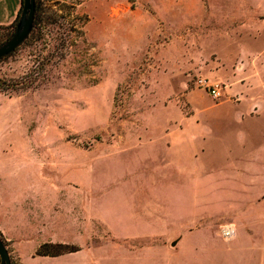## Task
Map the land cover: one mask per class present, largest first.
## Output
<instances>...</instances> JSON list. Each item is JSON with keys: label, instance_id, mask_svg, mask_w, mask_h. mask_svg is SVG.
<instances>
[{"label": "rangeland", "instance_id": "1", "mask_svg": "<svg viewBox=\"0 0 264 264\" xmlns=\"http://www.w3.org/2000/svg\"><path fill=\"white\" fill-rule=\"evenodd\" d=\"M45 1L78 18L72 32L46 26L0 61V79L44 78L13 98L25 165L45 152L46 180L60 176L66 200L77 194L79 225L88 201L89 227L68 246L87 245L92 264H264V211L251 206L264 198V156L243 154L244 129L216 106L226 95L196 85L219 65L244 66L247 44L260 50L264 14L250 10L261 0ZM197 112L198 124L185 121ZM253 146L264 151V139Z\"/></svg>", "mask_w": 264, "mask_h": 264}, {"label": "crops", "instance_id": "2", "mask_svg": "<svg viewBox=\"0 0 264 264\" xmlns=\"http://www.w3.org/2000/svg\"><path fill=\"white\" fill-rule=\"evenodd\" d=\"M21 8V0H0V26L12 25ZM250 12L264 14V0H261L260 9H251ZM252 40L256 39L253 37ZM260 40L259 51L257 46L253 50L247 44L244 66L234 68L219 65L215 72L202 78L211 84L225 86L226 99L216 106L221 109L228 105V115L224 118L230 116L244 129L242 151L251 157L264 156V151L255 153L251 149L256 136L260 135L264 139V33ZM244 68L246 72L242 74ZM15 100L0 93V232L8 243L10 256L19 264H92L86 255L87 245L80 246L76 252L58 257L36 255L39 247L44 244L72 246L78 243L79 233L83 236L79 229L83 231L85 226L87 231L89 227L88 201L85 203L86 221L84 225H79L77 194H73L74 199L70 196L66 200L62 197L60 176L58 181L55 178L52 181L46 180L45 152H33V162L25 165V111L18 107ZM198 115L197 112L186 117L185 121L198 124ZM178 138L179 134L167 135V140L173 143L169 145L170 148L178 145ZM187 142L199 150L210 145L204 136H190ZM246 144L247 150L244 149ZM218 146L226 148L220 142ZM227 149L230 150L231 146ZM64 203L69 204V207ZM253 204V212L264 211V198ZM80 205H83V201Z\"/></svg>", "mask_w": 264, "mask_h": 264}, {"label": "trees", "instance_id": "3", "mask_svg": "<svg viewBox=\"0 0 264 264\" xmlns=\"http://www.w3.org/2000/svg\"><path fill=\"white\" fill-rule=\"evenodd\" d=\"M22 1V8L19 13L18 18L16 21L9 26H0V29L5 30L7 34L5 35L4 42H8L14 35L17 29V24L19 23V20L21 18L22 9H23V3ZM45 0H36V12H35V19H34V26L32 29V32L29 36V38L23 43V45L28 42L31 39L34 40H41L43 38V29L46 26L49 25H60V27H65V31H69L68 33L72 32L73 28V21L75 19H78L75 17V19L71 20L72 12L71 13H65L61 12V10L55 11L52 7H47ZM78 4H74L72 6V9H74ZM73 25V26H72ZM71 35V34H68ZM67 35V37H68ZM70 37V36H69ZM68 37V38H69ZM1 46V45H0ZM17 50V49H16ZM15 50V51H16ZM14 51V52H15ZM10 54L9 56H6L2 58L0 61H4L8 58H10L13 54ZM44 78L41 76L40 72H36V70L32 71L28 75L22 77L21 79H0V93L5 94L9 98H13L14 96H19V93L21 91H26L31 88H37L40 87L43 82ZM0 237L4 244L8 247V243L4 239L3 235L0 232ZM60 249L62 251H60ZM78 251L77 249H73L65 244H44L39 247V249L36 252L37 256H44V257H58L67 253H73ZM12 264H17L16 262L12 261Z\"/></svg>", "mask_w": 264, "mask_h": 264}, {"label": "water", "instance_id": "4", "mask_svg": "<svg viewBox=\"0 0 264 264\" xmlns=\"http://www.w3.org/2000/svg\"><path fill=\"white\" fill-rule=\"evenodd\" d=\"M23 9L16 32L13 37L3 46L0 47V60L12 54L18 49L30 36L35 19L36 0H23ZM178 241L173 242L176 246ZM0 260L1 264H12L11 256L7 246L0 237Z\"/></svg>", "mask_w": 264, "mask_h": 264}, {"label": "built area", "instance_id": "5", "mask_svg": "<svg viewBox=\"0 0 264 264\" xmlns=\"http://www.w3.org/2000/svg\"><path fill=\"white\" fill-rule=\"evenodd\" d=\"M197 87L205 88L214 101H221L224 97L225 86L221 84H211L207 80L198 79ZM221 236L227 241H232L237 236V231L234 225H228L221 230Z\"/></svg>", "mask_w": 264, "mask_h": 264}]
</instances>
